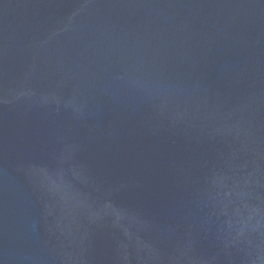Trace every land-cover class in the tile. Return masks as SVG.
<instances>
[{
    "label": "water",
    "instance_id": "95a60500",
    "mask_svg": "<svg viewBox=\"0 0 264 264\" xmlns=\"http://www.w3.org/2000/svg\"><path fill=\"white\" fill-rule=\"evenodd\" d=\"M0 264H264V0H0Z\"/></svg>",
    "mask_w": 264,
    "mask_h": 264
}]
</instances>
